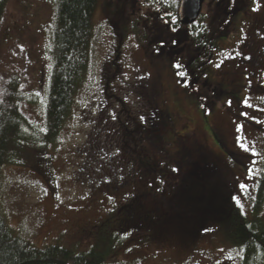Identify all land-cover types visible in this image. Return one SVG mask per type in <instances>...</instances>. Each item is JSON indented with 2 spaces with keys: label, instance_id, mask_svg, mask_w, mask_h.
<instances>
[{
  "label": "rangeland",
  "instance_id": "obj_1",
  "mask_svg": "<svg viewBox=\"0 0 264 264\" xmlns=\"http://www.w3.org/2000/svg\"><path fill=\"white\" fill-rule=\"evenodd\" d=\"M240 6L213 42L209 88L195 87L190 99L167 61L145 57L143 0L97 1L88 67L55 143L36 158L20 151L22 164L2 170L0 201L14 235L39 248L104 252L103 264H240L227 232L233 209L252 219L264 156V29L254 28L264 22V0ZM3 11L0 90L17 78L20 111L41 130L56 4L8 0ZM162 100L174 134L155 140L147 127ZM34 167L49 169L46 181Z\"/></svg>",
  "mask_w": 264,
  "mask_h": 264
},
{
  "label": "trees",
  "instance_id": "obj_2",
  "mask_svg": "<svg viewBox=\"0 0 264 264\" xmlns=\"http://www.w3.org/2000/svg\"><path fill=\"white\" fill-rule=\"evenodd\" d=\"M7 1L0 0V27L3 5ZM54 1L56 13L50 52L52 67L45 100V123L41 130L28 125L20 111V103L24 99L16 88L18 79L9 77L0 90V178L5 165L22 164L17 158L20 151H26L34 158V155L44 153L49 145L55 143L69 116L73 98L88 67L93 37L91 21L98 0ZM181 1L173 3V0H143L147 11L142 20L144 31L140 40L145 44L147 60L153 63L157 60L167 61L181 85L191 82L188 85V97L191 99L190 94L195 87L209 88L203 74L214 49L213 42L225 37V33L221 31L224 25L222 23H226L238 11L243 10L239 5L244 0H235L234 4L231 0H205L206 12L202 11L205 3L203 0L197 18L189 24L180 20ZM232 4L230 11L225 9L224 5L229 7ZM172 16L176 17V23L171 22ZM173 27L177 31H172ZM173 40L176 41L175 44ZM161 41L163 47L159 48ZM177 62L182 68L173 66ZM179 71H184L187 75L182 78L178 74ZM197 77L200 79L199 83H196ZM188 89L185 88V91ZM194 100H198L197 96ZM155 116L147 127L149 136L155 140L160 137H172V116L162 111H157ZM137 129L138 126L135 130ZM34 168L46 181L49 169L42 168L41 172L40 167ZM263 208L264 156L256 196L252 203V219L248 221L238 209H233L228 221V243L240 249V264H264V222L259 218ZM104 261V252L91 250L87 253H75L58 245L39 248L17 237L7 224L0 201V264H103Z\"/></svg>",
  "mask_w": 264,
  "mask_h": 264
},
{
  "label": "snow or ice",
  "instance_id": "obj_3",
  "mask_svg": "<svg viewBox=\"0 0 264 264\" xmlns=\"http://www.w3.org/2000/svg\"><path fill=\"white\" fill-rule=\"evenodd\" d=\"M176 2H177V0H173V3H176ZM231 2H232V3H235V0H231ZM254 10H255V9H254ZM171 22H172V23H176V22H177L175 16H172V17H171ZM172 31L175 32V31H177V29H176L175 27H173V28H172ZM173 43L175 44L176 41L173 40ZM162 47H163V41H161L159 48H162ZM159 48H157V52L159 51ZM236 55L239 56V55H241V53L237 52ZM228 58H231V57H226V59H228ZM246 58H247V59H251V57H246ZM222 63H223V61H221V63H217L215 66H216L217 68H219V67L221 66ZM173 66H174L175 68H177V69L182 68V65H181L179 62L175 63ZM178 74H179V76L182 77V78L185 77V76L187 75L184 71H179ZM141 79H143V78H141ZM184 86H185V87L188 86L187 82H185V85H184ZM228 103H229V105H230V104H231V101H229ZM244 103H245V105L248 106V107L251 106V105L248 104L247 99H245ZM242 115H245V116H246L247 113H242ZM112 118H113V119H116L117 117H116L115 115H113ZM139 119H140V122H141L142 124H146V123H147V118H146L145 116L141 115V116L139 117ZM261 123H264V122H261ZM242 130H243V125H237V127H236V132H237V134H239ZM243 140H244L243 137L237 135V137H236V142H237L238 146L240 147V149H241L242 151H244L245 153H248V152H249V147H248L247 145H245V143L243 142ZM251 155H256V153L253 151V152H251ZM172 171H173V172H177L178 169L175 168V167H173V168H172ZM240 187L243 189V188L245 187V185H240ZM157 191H159V189H157ZM232 199H233V201H234L235 203H237V204L239 205L240 201H239V199H238L237 197L234 196V197H232ZM207 230H208V229H205V231H207Z\"/></svg>",
  "mask_w": 264,
  "mask_h": 264
},
{
  "label": "water",
  "instance_id": "obj_4",
  "mask_svg": "<svg viewBox=\"0 0 264 264\" xmlns=\"http://www.w3.org/2000/svg\"><path fill=\"white\" fill-rule=\"evenodd\" d=\"M202 3L203 0H182L179 11L182 23L189 24L193 22L201 10Z\"/></svg>",
  "mask_w": 264,
  "mask_h": 264
},
{
  "label": "flooded vegetation",
  "instance_id": "obj_5",
  "mask_svg": "<svg viewBox=\"0 0 264 264\" xmlns=\"http://www.w3.org/2000/svg\"><path fill=\"white\" fill-rule=\"evenodd\" d=\"M254 28L259 30V31H262L264 29V22L256 20L255 24H254ZM245 47L251 52L254 51L256 53H260L261 55L263 54V52L261 50H258V48H256L257 45L252 41H248L245 44ZM260 61L264 62V60H260ZM161 110L165 111V112L167 111L166 113H168V110L165 108L163 100L161 101ZM199 150L201 151V149H199Z\"/></svg>",
  "mask_w": 264,
  "mask_h": 264
}]
</instances>
